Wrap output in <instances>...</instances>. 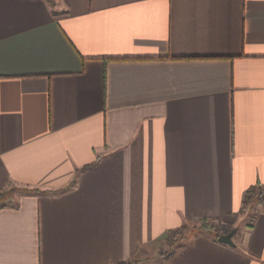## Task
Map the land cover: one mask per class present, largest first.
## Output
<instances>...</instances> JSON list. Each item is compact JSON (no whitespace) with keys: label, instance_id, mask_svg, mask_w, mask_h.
Masks as SVG:
<instances>
[{"label":"crops","instance_id":"crops-1","mask_svg":"<svg viewBox=\"0 0 264 264\" xmlns=\"http://www.w3.org/2000/svg\"><path fill=\"white\" fill-rule=\"evenodd\" d=\"M12 186L0 264H264V0H0Z\"/></svg>","mask_w":264,"mask_h":264},{"label":"trees","instance_id":"trees-1","mask_svg":"<svg viewBox=\"0 0 264 264\" xmlns=\"http://www.w3.org/2000/svg\"><path fill=\"white\" fill-rule=\"evenodd\" d=\"M18 190L17 187H10V188H6V189H3L0 191V198L1 199H8V198H11L14 193H16V191ZM36 190V189H34ZM261 192V189H259L258 187H254V188H251L249 191H248V194H247V197L245 199V204H248L249 201L251 200V194L255 195L257 193H260ZM191 229L192 230H195V229H205L209 232H213L214 235L218 238L219 236V233H217L214 229V225L210 223V220L206 219V218H203L201 219L200 223L199 224H195V225H192L191 226ZM183 237H187V235L184 234V227H180V228H177L175 230H171L169 232V234L166 236L165 238V241L167 243V245L169 246V249H168V252H167V256H172L174 253H175V248L173 246V244L183 238ZM135 258H132V259H129V260H123V261H118V262H112L110 264H135Z\"/></svg>","mask_w":264,"mask_h":264},{"label":"water","instance_id":"water-1","mask_svg":"<svg viewBox=\"0 0 264 264\" xmlns=\"http://www.w3.org/2000/svg\"><path fill=\"white\" fill-rule=\"evenodd\" d=\"M235 231H236V229H233L230 232L221 234L219 236V240L222 241V242H225V243H229V244L234 245V242H233V238L232 237H233V234L235 233Z\"/></svg>","mask_w":264,"mask_h":264},{"label":"rangeland","instance_id":"rangeland-1","mask_svg":"<svg viewBox=\"0 0 264 264\" xmlns=\"http://www.w3.org/2000/svg\"><path fill=\"white\" fill-rule=\"evenodd\" d=\"M16 198H17V196H16ZM8 200H10L11 202H12V201H15V196H14V197L12 196L11 198H8L7 201H6V199H5V202H6V203H10ZM1 202L3 203L4 201H2L1 198H0V204H1ZM187 237H188V236H187ZM177 241H178V240H177ZM177 241H176V242H177ZM176 242L173 244L174 247H175ZM166 244H167V243H166ZM168 248H169V246L166 245V247L163 248V251H165V250L168 249ZM165 252H166V251H165ZM165 252H164V253H165ZM135 261H136V260H135ZM135 261H134V262H135Z\"/></svg>","mask_w":264,"mask_h":264},{"label":"built area","instance_id":"built-area-1","mask_svg":"<svg viewBox=\"0 0 264 264\" xmlns=\"http://www.w3.org/2000/svg\"><path fill=\"white\" fill-rule=\"evenodd\" d=\"M251 196H253V194H251Z\"/></svg>","mask_w":264,"mask_h":264}]
</instances>
